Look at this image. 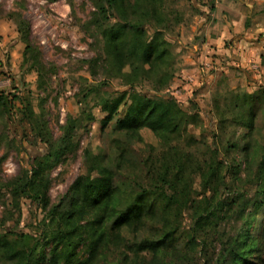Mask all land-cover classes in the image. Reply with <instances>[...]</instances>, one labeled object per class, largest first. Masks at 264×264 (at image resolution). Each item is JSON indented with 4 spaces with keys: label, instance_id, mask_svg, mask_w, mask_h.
<instances>
[{
    "label": "rangeland",
    "instance_id": "1",
    "mask_svg": "<svg viewBox=\"0 0 264 264\" xmlns=\"http://www.w3.org/2000/svg\"><path fill=\"white\" fill-rule=\"evenodd\" d=\"M258 1L252 10L251 0H166L161 7L168 22L150 27L167 35L175 70L172 83L161 94L174 95L184 110L196 115L180 138L170 136L166 141L147 128L140 131V138L116 130L115 120L123 117L124 108L114 121L101 124L106 115L96 106L98 95H115L129 88L105 74L102 33L93 0H0V94L12 102V94L18 90L30 102L37 119L46 124L54 144L64 133L62 127L77 122L70 152L50 172L49 206L45 210L30 200L16 202L7 185L30 170L37 158L46 156L49 146L33 135L30 126L18 121L22 108L18 102L8 107L0 104V236L12 243L21 233L42 238V220L52 207L64 205L74 181L88 173L86 152L115 171L116 184L123 193L142 189L159 192V176L169 164L173 173L174 159L181 157L197 208L205 197L199 169L212 161L222 165L229 183L226 190L220 188L223 199L241 192L254 199L256 188L253 180L245 179L248 165L241 149L242 136L248 132L235 123L224 106L232 93L264 89V0ZM20 18L29 24V44L40 50L41 76L32 61L24 62L27 43L18 30ZM135 92L155 95L149 83ZM258 111L254 145L263 147L264 107ZM253 157L252 161L256 154ZM256 169L255 162L251 163L249 174L253 176ZM126 199L122 197V206ZM237 206L242 207L240 201ZM237 212L234 207L233 212L209 220L197 230L196 243H192L195 209L174 211V242L163 258L168 264H218L223 245L231 243L247 221L252 219L251 230L258 236L264 222V202L259 199L251 205L244 219L237 217ZM161 224L162 220L147 224L137 237L124 231L123 241L103 249L97 264H126L129 259H124L133 257L134 243L156 238ZM11 251L12 247H0V264H14ZM249 261L257 263V259Z\"/></svg>",
    "mask_w": 264,
    "mask_h": 264
},
{
    "label": "trees",
    "instance_id": "2",
    "mask_svg": "<svg viewBox=\"0 0 264 264\" xmlns=\"http://www.w3.org/2000/svg\"><path fill=\"white\" fill-rule=\"evenodd\" d=\"M93 1L97 9L94 15L102 33L101 57L102 65L106 67L105 74L119 79L124 87L129 88L115 95H98L96 106L106 115L101 124L114 121L124 108L123 117L115 120L116 130L132 138H140L139 133L144 128L162 140L167 141L170 136L180 138L188 125L193 124L196 115L184 110L173 96L161 94L174 79V55L167 35L159 28L150 27L155 23L168 22L161 10L166 0ZM18 30L22 41L27 43L24 62L32 61L41 76L40 50L30 45L27 39L29 24L20 18ZM88 63L94 65L95 61ZM143 83H149L155 95L135 92ZM102 85L95 87L94 92L99 91ZM12 96L11 102L9 97L0 94V104L8 107V104L18 102L22 106L18 121L30 126L33 135L44 141L49 151L46 156L37 158L30 170H24L11 180L7 187L16 202L30 200L46 210L49 206L50 172L70 152L77 122L72 121L62 127L64 133L54 144L49 139L46 124L34 115L30 102L24 100L18 90ZM225 104V110L234 116L235 123L248 132L242 136L241 149L245 152L244 159L248 165L245 179L253 180L256 188L254 199L246 198L243 192L223 199L220 188L226 190L229 183L222 165L212 161L199 169L205 197L197 208L188 189L190 185H187L190 175L186 173V162L181 157L174 159L175 173H171L169 164L159 176L162 183L159 192L142 189L123 193L116 184L115 171L86 152L88 173L74 181L64 205L52 207L47 218L42 220V238L21 233L20 238L12 243L5 239L6 236H0V247H12L10 259H15L14 264H97L103 249L123 241L124 231L137 237L147 224L162 220L160 235L135 242L136 248L131 249L133 257L127 256L124 261L128 258L126 264H168L163 257L170 252L174 242L176 228H171L174 211L195 209L192 243H196L197 230L203 229L209 220L221 217L224 212H233L234 207L238 209L237 217L244 219L251 205L259 199L264 202V146L259 143L254 145L258 110L264 107V89L253 93H232ZM254 162L257 169L251 176L249 170ZM123 196L127 199L122 206ZM238 201L242 207L237 206ZM251 222L252 219L247 221L231 243L223 245L218 264H264V222L260 224L257 237L253 235ZM251 258L257 259V263L250 262Z\"/></svg>",
    "mask_w": 264,
    "mask_h": 264
},
{
    "label": "crops",
    "instance_id": "3",
    "mask_svg": "<svg viewBox=\"0 0 264 264\" xmlns=\"http://www.w3.org/2000/svg\"><path fill=\"white\" fill-rule=\"evenodd\" d=\"M260 4L258 0H251V3L249 5L250 10H252L255 7V4Z\"/></svg>",
    "mask_w": 264,
    "mask_h": 264
},
{
    "label": "built area",
    "instance_id": "4",
    "mask_svg": "<svg viewBox=\"0 0 264 264\" xmlns=\"http://www.w3.org/2000/svg\"><path fill=\"white\" fill-rule=\"evenodd\" d=\"M174 96V95H173Z\"/></svg>",
    "mask_w": 264,
    "mask_h": 264
}]
</instances>
